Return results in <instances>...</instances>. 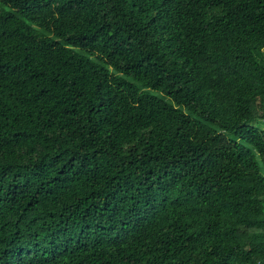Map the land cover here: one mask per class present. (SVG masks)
<instances>
[{
  "label": "trees",
  "instance_id": "16d2710c",
  "mask_svg": "<svg viewBox=\"0 0 264 264\" xmlns=\"http://www.w3.org/2000/svg\"><path fill=\"white\" fill-rule=\"evenodd\" d=\"M264 0H0V264H264Z\"/></svg>",
  "mask_w": 264,
  "mask_h": 264
},
{
  "label": "rangeland",
  "instance_id": "374dc122",
  "mask_svg": "<svg viewBox=\"0 0 264 264\" xmlns=\"http://www.w3.org/2000/svg\"><path fill=\"white\" fill-rule=\"evenodd\" d=\"M263 127H264V124H263Z\"/></svg>",
  "mask_w": 264,
  "mask_h": 264
}]
</instances>
